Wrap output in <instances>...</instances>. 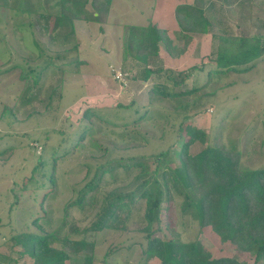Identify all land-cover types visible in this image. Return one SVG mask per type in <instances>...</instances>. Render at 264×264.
I'll return each instance as SVG.
<instances>
[{
	"label": "rangeland",
	"instance_id": "obj_1",
	"mask_svg": "<svg viewBox=\"0 0 264 264\" xmlns=\"http://www.w3.org/2000/svg\"><path fill=\"white\" fill-rule=\"evenodd\" d=\"M113 1L106 19L116 25L124 22L122 38L112 40L121 50L131 26L128 22L138 21L137 10L134 7V15L130 11L131 16H122L125 5L121 0ZM152 1L126 0V3L131 6L140 3L142 8L152 9L149 6ZM0 3L3 4L0 7V264H34L31 253H22L23 248L13 242L12 236L24 231L39 232L32 224L36 215L44 230L82 238L80 230L94 221L106 192L116 188L131 190L137 183L135 176L139 169L135 165L127 168L128 159L121 164L114 160L144 155L153 169L154 158L149 156L171 146L176 160L172 164L176 165L175 151L180 150L185 140L183 128L187 123L204 130L210 143L237 145L243 150L244 166L264 167V54L257 57L254 65L250 63L249 70L229 71L222 76L213 71L210 77L214 79L208 82L206 74L215 66L211 55L216 42L206 37L190 44L183 36L179 38L178 33L174 44L176 36L173 39L168 35L172 45H176L172 56L176 54L179 58L171 64L172 70L190 74L179 89H192L197 81L201 90L186 97L191 105L187 112L176 109L173 99H155V92L144 101L131 102L133 90L128 84L135 79L138 66L122 62V51L121 58L118 51L111 60L110 50L108 54L100 51L101 48L106 53L108 48L99 32L107 21L85 18L96 14L91 3L83 8V18L74 21V34L67 37L69 27L59 28L55 21L61 11L60 0H0ZM207 3L214 31L255 36L259 39L253 40L255 50L264 43V0H207ZM39 13L43 16L37 22ZM43 25L48 28L40 30L38 27ZM54 33L56 37L52 38ZM201 42H205V48ZM75 44L79 45L77 57ZM162 46L168 51L165 43ZM57 54L82 61L78 71L77 62L70 64L71 59L58 64ZM158 62L156 58L152 60V67H157ZM194 65L205 66V70L191 71ZM120 73L123 79L117 78ZM155 82L157 79L151 80L146 88ZM205 92L211 94L194 103ZM149 99L151 102L147 103ZM129 103L132 104L128 108L124 107ZM142 106L148 111L147 119L135 124L134 120L143 112ZM86 110L88 117L84 115ZM119 124L128 127L121 129ZM206 144L196 142L190 151L196 153ZM54 153L57 157L53 163ZM40 158L44 165H40ZM101 164H109L111 170L107 169L97 187L83 196L81 205L75 203L82 199L80 190ZM53 167V187L38 190L41 184L38 171ZM31 175L38 182L30 183L31 190L24 191L22 188ZM22 192L17 200L16 194ZM183 202L181 194L165 199L162 229L156 231V236L163 239L173 236L182 241L198 239L214 258L228 256L242 264L255 263L254 251H241L230 242H222L211 226L201 227L195 217L181 209ZM144 206L142 199L132 205L128 230L103 229L86 236L96 244L93 264H162L157 257L147 259L143 255L147 239L137 227L143 221ZM83 262L81 254L65 264Z\"/></svg>",
	"mask_w": 264,
	"mask_h": 264
},
{
	"label": "trees",
	"instance_id": "obj_2",
	"mask_svg": "<svg viewBox=\"0 0 264 264\" xmlns=\"http://www.w3.org/2000/svg\"><path fill=\"white\" fill-rule=\"evenodd\" d=\"M111 1L60 0L61 11L55 16V21L59 28L68 26L69 31L65 37L71 36L75 31L74 21L83 18V8L87 3H91L96 14L94 12L92 16L85 18L105 22ZM1 6L3 4L0 3ZM175 15L183 36H186L187 32L212 33L213 42H216L211 55L215 66L206 74L208 82L214 79L210 77L213 71L220 72L221 76L229 71L245 72L252 67L251 64H255L258 56L264 54V43L255 50L256 45L253 43L255 40L259 41L255 36H237L214 31L212 22L204 13L202 0H195L193 4L178 5ZM41 16L43 13L38 14L37 22L41 21ZM46 27L43 25L38 28L44 30L48 28ZM54 37L55 33L52 38ZM160 42L165 43L167 48L172 44L167 32L156 25L150 23L146 26H129L122 45L123 61L125 64L138 61L143 66L139 77L144 80L155 71L157 73L163 71L159 77L161 80H157L152 86V93L155 92L153 97L173 99L176 102V109L187 112L191 105L186 97L201 90V87H197L198 83L195 81V87L192 89H179L190 74L184 75L170 68L154 71L148 67L150 57L159 52ZM73 49L77 57L80 54L79 45L75 44ZM55 58L58 59V64L69 62L71 59L69 55L64 54H57ZM51 60L52 58L49 59ZM72 61L71 59L70 64ZM73 62H77L78 71L82 61L75 59ZM196 70H205V66L191 67V71ZM218 78L220 76L216 77ZM205 88L207 89V84ZM210 94L211 92H205L204 95L197 96L194 103ZM130 105L124 107L128 108ZM147 112L144 110L134 123L141 122L147 116ZM84 115L88 117L89 110H86ZM119 125L121 129L128 127L127 124ZM183 129L186 136L180 150L175 151L178 162L176 165L172 164L176 160L173 153L171 154L173 150L171 146L149 156L154 158L153 169L146 163L144 155L114 160L121 164L124 159H128L127 168L135 165L139 169L135 176L137 183L131 190L116 188L107 191L94 221L88 228L80 230L84 234L82 238L76 239L66 233L48 232L38 222L39 215H36L32 224L39 232L16 233L12 236L13 242L23 248L22 253H31L34 264H65L66 261L81 254H84L83 264H93L96 244L86 236L103 229L128 230L127 221L132 213V205L142 199L145 203L143 221L137 227V231L145 233L147 245L143 255L147 259L157 257L162 264H242L228 256L212 257L211 252L204 248L198 239L182 241L173 236L163 239L155 235L156 231L162 229L161 212L165 199L173 194H181L184 197L181 209L195 217L201 227L211 226L222 242H230L238 250L254 251V264L259 261L264 264V167L244 166L243 150L234 144L225 147L208 142L207 134L198 126L187 123ZM83 137L84 134L81 138ZM196 142L207 144L198 152L192 153L190 146ZM56 157L54 153L53 163ZM39 160L40 165L45 164L41 158ZM107 169L111 170L109 164L97 166L92 179L80 190L83 194L82 199L78 198L75 203L80 205L83 203V196L97 187ZM48 170L50 173H47ZM38 172L41 184L37 189H51L55 183L54 167ZM37 182L38 179L31 175L22 189L31 190V185ZM20 195H23V192L16 194L17 200ZM37 197L38 194L34 195L33 200L35 201ZM39 206L40 208L43 206L42 200ZM61 229L63 226H60Z\"/></svg>",
	"mask_w": 264,
	"mask_h": 264
},
{
	"label": "crops",
	"instance_id": "obj_3",
	"mask_svg": "<svg viewBox=\"0 0 264 264\" xmlns=\"http://www.w3.org/2000/svg\"><path fill=\"white\" fill-rule=\"evenodd\" d=\"M194 1L195 0H153L151 3H149V6H151L152 9H148V8H144V7L142 8L140 3L138 5L133 4L131 6L130 4L126 3V0H121V3L125 5V11L128 12V13H125V11H124V14H121V15L124 16L125 14H127V15L131 16V14H129L130 11L134 15V12H135L134 7H135V9L137 10L135 13V17H138L137 18L138 21L133 20L132 22H128V24L136 25V26H146V25L152 23V24L156 25L158 28L166 31L167 34L174 39V37L176 36V34L178 35V33H179L178 37L180 35L183 36V32H182V30L178 24V21L176 19V15H175L176 7L180 4H193ZM111 2H114V1L112 0ZM202 4H203V9H204L205 15L212 22V19L210 18V15H209L207 0H202ZM106 21H107V19H106ZM122 22L123 21L118 23L117 24L118 26H117L116 24H111L112 21L110 23L107 21L106 23L104 22L105 25H102L100 27L99 32L102 34L101 39L104 38L103 42L108 47V48H106V53H104L103 49H101V48H100V51H102L103 54H108L107 51L110 50L109 51L110 58H108L109 60H111V58H113L114 52L117 53L118 51H119L118 53L120 54L119 57L121 58L122 48H121V50L120 49L118 50V46L115 47L113 45L112 40L114 41L118 38L119 39L122 38V28H123ZM118 29H120V30H118ZM213 29H214V26H213ZM186 36H183V37L185 39H188V42L190 44H192L193 41L196 42V39H199L201 41L202 38H206V37L209 40H213L212 33L187 32ZM178 37L177 36L175 37L174 44H176ZM96 40H98V39H96ZM94 42H95V40H94ZM210 42H212V41H210ZM204 43L205 42L200 43L202 48H205V46L203 45ZM162 44H164V43L160 42V49H159L158 54L150 57V59H149L148 67L152 68L154 71H155V69H168V68L172 69L173 66L171 64L174 62V60L179 59V58H177L176 54L174 57L172 56V55H174L172 53V51L174 48H176V45H172L173 40H172V44L170 45V48H168V51H166L163 48ZM189 47H188V49H189ZM96 48H98V47H96ZM182 50L185 52L187 51L185 48L184 49L182 48ZM155 58L158 59V61H159L157 64L158 66L152 67L151 61L154 60ZM121 61H122V59H121ZM122 62H124V61H122ZM131 62L137 64L138 73H137V75H135V79H131V82L128 84V87L132 86V90H133L132 91L133 94L131 93V95H130L132 98L129 100H132L131 102H135V100H137V99H142V101H144L145 97H148L147 96L148 94H149V96H150V93L153 94L152 93V88H153L152 86L153 85L149 88H146L148 83L151 80L152 81L156 80V79L161 80L159 77H160L161 72H163V71H161L159 73H157L155 71L154 73H152L150 75V77H148L147 79L144 80V79L139 77L143 66L141 64H139L138 61H136V60L131 61ZM84 63H87V62L84 61ZM132 80H134V81H132ZM150 101L151 100L149 99V101L147 103H150ZM129 104H132V103H129ZM129 104H127V105H129ZM143 109H145L144 106H142V110ZM144 119H147V118H144ZM144 119H142V120H144Z\"/></svg>",
	"mask_w": 264,
	"mask_h": 264
},
{
	"label": "built area",
	"instance_id": "obj_4",
	"mask_svg": "<svg viewBox=\"0 0 264 264\" xmlns=\"http://www.w3.org/2000/svg\"><path fill=\"white\" fill-rule=\"evenodd\" d=\"M123 77H124L123 73H120L119 75H117L118 79H123Z\"/></svg>",
	"mask_w": 264,
	"mask_h": 264
}]
</instances>
